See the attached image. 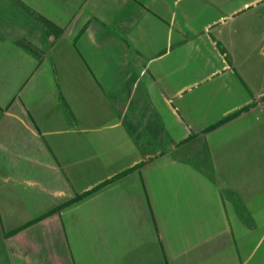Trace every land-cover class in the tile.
I'll list each match as a JSON object with an SVG mask.
<instances>
[{
  "label": "crops",
  "instance_id": "obj_1",
  "mask_svg": "<svg viewBox=\"0 0 264 264\" xmlns=\"http://www.w3.org/2000/svg\"><path fill=\"white\" fill-rule=\"evenodd\" d=\"M0 264H264V0H0Z\"/></svg>",
  "mask_w": 264,
  "mask_h": 264
}]
</instances>
